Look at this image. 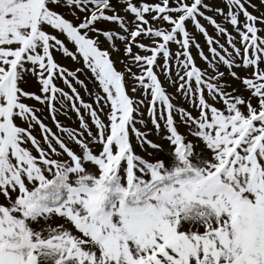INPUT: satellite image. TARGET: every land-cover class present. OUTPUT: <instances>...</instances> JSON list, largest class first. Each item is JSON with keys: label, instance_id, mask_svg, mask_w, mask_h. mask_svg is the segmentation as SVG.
I'll return each instance as SVG.
<instances>
[{"label": "snow or ice", "instance_id": "6c2138e0", "mask_svg": "<svg viewBox=\"0 0 264 264\" xmlns=\"http://www.w3.org/2000/svg\"><path fill=\"white\" fill-rule=\"evenodd\" d=\"M262 9L0 0V264H264Z\"/></svg>", "mask_w": 264, "mask_h": 264}, {"label": "rangeland", "instance_id": "374dc122", "mask_svg": "<svg viewBox=\"0 0 264 264\" xmlns=\"http://www.w3.org/2000/svg\"><path fill=\"white\" fill-rule=\"evenodd\" d=\"M148 2L149 3H154V2H157V0H148ZM254 2H258V0H254ZM249 11H253V10L252 9H249ZM262 11H264V9H262ZM254 14H256V13H254ZM229 30H231V29H229ZM208 31H209L210 35H215V33H214V31H213V29L211 27H208ZM198 39H199V42L201 44V47H203L205 49V52L207 53V48H206V45L204 43L203 38L202 37H198ZM192 54H193L194 57L196 56V50L195 49L192 50ZM57 60H58V62L64 64L65 66H67L69 68H74V67L80 66V65H74L73 62L70 61V59L62 58L59 55L57 56ZM197 62L198 63L200 62L198 58H197ZM88 75L90 76V73ZM81 79H86L87 80V78L85 76H83V75L81 76ZM60 86L61 87H64L65 88V91H70L63 84H60ZM77 87H78V90L81 93V96L86 101H88L89 98H88L87 94L82 89H80L79 86H77ZM89 87L90 88L92 87V84L90 82H89ZM58 119H60L61 123L62 124H65V125H71L72 127H76L78 125V121H77L76 116H75L74 113H70L67 118L65 116L61 115V116L58 117ZM46 123H48L49 126H52L50 121H46ZM148 127L151 128V125L149 124ZM53 130L55 131L54 128H53ZM149 139H152L155 142H161L160 139H159V137L156 136V135L149 136ZM134 143H135V141H134ZM137 150L139 151V149H137Z\"/></svg>", "mask_w": 264, "mask_h": 264}]
</instances>
